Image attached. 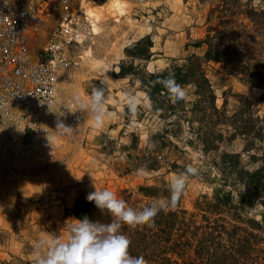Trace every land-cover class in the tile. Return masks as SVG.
I'll return each instance as SVG.
<instances>
[{
    "label": "rangeland",
    "instance_id": "1",
    "mask_svg": "<svg viewBox=\"0 0 264 264\" xmlns=\"http://www.w3.org/2000/svg\"><path fill=\"white\" fill-rule=\"evenodd\" d=\"M241 1L264 9V0ZM221 2L222 0H147L139 3L137 0H93L88 8L91 24L79 36V42H74L69 49L65 77L60 79L58 85L69 98L74 93L85 97L91 92L92 86L100 87V81H104L110 118L106 119L103 128L95 129L91 126L89 117L84 115L78 136L66 145L68 162L63 171L38 174L34 162L27 161L18 170L6 173L0 181V220L6 219L10 228H22L20 226L26 219L21 209L22 202L31 203L37 199L40 202L43 194L36 190L40 185L53 187L55 197L61 199L65 197H61V192L66 195L68 189H71L70 210L80 196H87L94 191L93 183L97 188L106 187L115 191L127 202L128 198L135 200L134 207L138 208L153 199L139 193L140 184L167 185L168 177L176 172L171 169L170 162L176 160L183 164L189 162L190 158H199L204 171L200 177L190 181L181 207L195 211L193 204L197 197L205 195L211 198L221 186L220 172L213 163L221 150L240 151L250 168L256 166L257 163L250 161V153L244 150L246 141L241 137L235 138L230 145L223 143L220 150L206 153L195 140V133L186 121H182L178 132L171 129L173 132L165 133L167 120L152 109L142 107L133 120L121 108L120 99L126 91L147 97L136 77L141 72L137 74L134 69H129L131 73L121 75V65L128 67L133 64L142 70L160 71L176 64H186L191 55L203 56L206 45L202 40L208 28L216 30L219 27L216 12L212 14V8ZM242 16H238L240 20L249 21ZM146 35H150L153 42L148 47L150 55L147 57L138 55L135 46ZM205 68L219 107L225 105L227 113L231 114L241 103L243 96L247 97L264 124V99H261L264 87L245 84L238 76L226 73L219 61L210 60L206 62ZM187 88L192 89L190 86ZM193 98L195 95L190 91V101ZM147 102L146 99L144 103ZM161 122L163 126L154 134H163L174 145L167 144L166 148L172 150L161 159L160 168H146L147 175H141L139 170L143 166L139 164L137 157L145 152V138ZM190 138L192 142L189 141ZM257 146L251 152L259 154L261 148L264 149V140ZM82 174L77 180L76 177ZM18 188L23 189L22 192ZM234 200L237 201V196ZM70 210H63L60 217L62 227L54 225V233L66 232L67 225L72 223ZM231 212L233 211L228 214L231 215ZM261 214L262 205L257 203L249 209V213L242 215L259 219ZM0 239L2 242L1 237ZM20 260L31 264L30 257L20 256ZM17 261L18 259L14 263L18 264Z\"/></svg>",
    "mask_w": 264,
    "mask_h": 264
},
{
    "label": "trees",
    "instance_id": "2",
    "mask_svg": "<svg viewBox=\"0 0 264 264\" xmlns=\"http://www.w3.org/2000/svg\"><path fill=\"white\" fill-rule=\"evenodd\" d=\"M213 12L219 27L208 28L202 40L206 45L203 56L191 55L186 64L173 65L163 72L122 64L119 73H131L129 69L141 72L136 76L140 88L151 100L152 110L157 114L159 109L158 116L167 120L165 133L171 129L178 132L182 121H186L206 153L220 150L223 143L230 145L241 137L246 141L244 150L250 153V161L257 164L250 168L240 151L223 149L213 160L221 176V186L213 197H197L193 204L195 211L181 207L182 197L176 211L161 212L156 217L154 228L130 230L125 226L122 231L130 238V253L143 255L148 264H264V149L259 154L251 152L264 140L263 119L244 96L231 114L225 105L219 107L205 68L206 62L219 61L226 73L238 76L245 84L264 87V9L241 0H222L212 8ZM240 14L249 21L240 20ZM152 43L150 35L142 37L135 44L136 53L149 56L148 47ZM169 73L186 88L194 86L193 100L169 102L158 82ZM151 140L155 147L151 151L145 149L137 159L143 167L157 170L162 166L161 159L172 150L166 148L167 144H174L160 133L151 135ZM186 163L173 160L170 167L178 172ZM166 188L167 185L140 184L138 191L155 198L166 196ZM127 200L134 207L135 200ZM257 203L262 205L261 218L242 215ZM72 214L75 219L87 216L99 222L109 220L84 195L73 204Z\"/></svg>",
    "mask_w": 264,
    "mask_h": 264
},
{
    "label": "built area",
    "instance_id": "3",
    "mask_svg": "<svg viewBox=\"0 0 264 264\" xmlns=\"http://www.w3.org/2000/svg\"><path fill=\"white\" fill-rule=\"evenodd\" d=\"M92 1L0 0V181L27 161L38 174L66 167V145L78 136L84 115L67 109L72 98L58 83L69 49L91 24ZM58 120L74 131L57 129Z\"/></svg>",
    "mask_w": 264,
    "mask_h": 264
},
{
    "label": "clouds",
    "instance_id": "4",
    "mask_svg": "<svg viewBox=\"0 0 264 264\" xmlns=\"http://www.w3.org/2000/svg\"><path fill=\"white\" fill-rule=\"evenodd\" d=\"M158 82L165 90L169 102L173 104L190 102V91L195 90L194 86L189 90L178 83L173 73L162 77ZM100 83V87L92 86L91 92L85 97L74 93L71 99L72 107L67 108L73 114L79 112L87 115L91 126L95 129L103 128L106 119L110 118L106 105V85L104 81ZM146 99L148 102L145 104ZM120 103L122 111L126 110L133 120L137 118L142 107L148 110L153 107L148 97L127 91L122 93ZM156 111L159 114L160 110L156 109ZM58 115H63V111ZM162 126L163 122L145 138L144 146L147 151L155 147L151 135L159 131ZM57 129H62L65 133L74 131L59 120ZM48 141L51 144L49 138ZM203 171L204 165L199 158H190L189 162L183 165L182 170L173 172L168 177L166 196H157L138 208L131 206L115 191L106 187L97 188L93 183L94 191L87 194L86 200L94 203L101 215H107L108 222H99L85 216L81 219H73L75 222L67 225L64 234L44 232L32 245L31 264H148L143 255L134 256L130 253L131 241L122 229L125 226L130 230L145 226L154 228L156 217L161 212L167 214L176 211L190 181L200 177ZM139 172L141 175H147L145 167H141ZM82 176L83 174L76 179L79 180Z\"/></svg>",
    "mask_w": 264,
    "mask_h": 264
},
{
    "label": "crops",
    "instance_id": "5",
    "mask_svg": "<svg viewBox=\"0 0 264 264\" xmlns=\"http://www.w3.org/2000/svg\"><path fill=\"white\" fill-rule=\"evenodd\" d=\"M18 190L22 192L23 189L18 188ZM36 190L43 194L40 202L38 200L31 203L22 202L21 209L26 217L25 222H22L20 226L22 228H10L6 219L0 220V237L2 238V242L0 239V264H15L16 259L18 264H25L20 260V256L31 257L32 245L37 237L46 231L54 232V225L62 227L60 217L64 213L63 210L69 211L72 205L69 203L71 189H68L62 199L55 197L53 187L40 185ZM70 211V217L74 223L75 218L72 210Z\"/></svg>",
    "mask_w": 264,
    "mask_h": 264
}]
</instances>
